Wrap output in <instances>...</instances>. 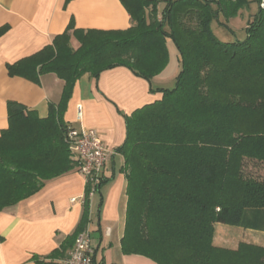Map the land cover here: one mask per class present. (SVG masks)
<instances>
[{
	"label": "trees",
	"instance_id": "1",
	"mask_svg": "<svg viewBox=\"0 0 264 264\" xmlns=\"http://www.w3.org/2000/svg\"><path fill=\"white\" fill-rule=\"evenodd\" d=\"M121 1L131 15L128 29L71 23L51 44L7 64L10 76L39 83L54 73L64 87L47 117L8 102L9 124L0 133V212L78 169L67 141L73 126L64 118L77 80L116 67L151 80L168 65L171 39L181 63L175 87L158 88L160 99L125 115L126 139L118 148L128 181L122 251L157 264H264V246L214 244L216 223L264 231V174H245L248 161L264 167V0ZM254 3L245 39L217 37L214 21L228 26ZM8 29L0 26V37ZM88 192L87 186L75 230L34 260L62 264L90 225Z\"/></svg>",
	"mask_w": 264,
	"mask_h": 264
},
{
	"label": "crops",
	"instance_id": "2",
	"mask_svg": "<svg viewBox=\"0 0 264 264\" xmlns=\"http://www.w3.org/2000/svg\"><path fill=\"white\" fill-rule=\"evenodd\" d=\"M71 23L80 29L102 30H125L133 24L121 0H0V26H9L0 37V133L9 124V101L25 105L40 117L48 116L51 102L60 101L64 81L56 74H44L36 83L10 76L7 64L51 44ZM71 44L78 48L80 42L72 35ZM175 50L179 69L169 81L176 80L181 69ZM169 67L170 62L164 71ZM163 72L148 80L127 67H116L99 78L86 73L74 86L65 121L78 130L95 129L114 152L104 169L103 184L90 198L94 264H157L147 256L122 251L128 181L125 158L118 148L126 139L125 115L160 99L158 88H170ZM79 105L83 109L81 118ZM86 189V178L77 169L49 180L36 194L0 212V235L5 238L0 243V264H41L34 256L42 259L50 255L77 227ZM241 242L264 246V231L215 224V245L236 249ZM63 259L58 261L62 263Z\"/></svg>",
	"mask_w": 264,
	"mask_h": 264
},
{
	"label": "built area",
	"instance_id": "3",
	"mask_svg": "<svg viewBox=\"0 0 264 264\" xmlns=\"http://www.w3.org/2000/svg\"><path fill=\"white\" fill-rule=\"evenodd\" d=\"M82 110V106L79 105V118L83 115ZM67 141L71 155L78 163V171L86 178L89 198H92L104 179V169L114 152L103 143L100 134L95 129L78 130L70 127ZM62 263L94 264V249L91 244L89 227L77 236L74 246Z\"/></svg>",
	"mask_w": 264,
	"mask_h": 264
},
{
	"label": "rangeland",
	"instance_id": "4",
	"mask_svg": "<svg viewBox=\"0 0 264 264\" xmlns=\"http://www.w3.org/2000/svg\"><path fill=\"white\" fill-rule=\"evenodd\" d=\"M262 6H264V3H262ZM250 9L244 10L243 15L233 18L228 22V26L232 29L228 28V26L221 25L218 21H214L212 26L215 34L218 38H220L223 41H234L237 39L243 40L246 37V30L245 26L247 23V19L250 17L252 13H254L257 10V4H252L250 6ZM221 20L225 21L223 16H221ZM168 49L171 52L172 55H169V62L170 67L167 71H164L163 78L167 79L169 83L170 88H174L176 85V80L169 81L174 77L176 72L179 69V66L177 65V58H176V46L174 42L171 39H168ZM171 58V59H170ZM245 174L247 176H254L259 177L264 174V167H260V165L255 166L252 161H248L247 163V170H245ZM237 236V235H236Z\"/></svg>",
	"mask_w": 264,
	"mask_h": 264
}]
</instances>
